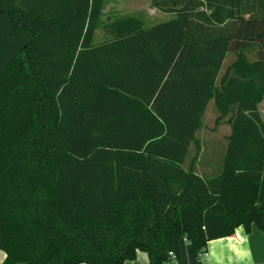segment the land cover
<instances>
[{
  "label": "trees",
  "instance_id": "obj_1",
  "mask_svg": "<svg viewBox=\"0 0 264 264\" xmlns=\"http://www.w3.org/2000/svg\"><path fill=\"white\" fill-rule=\"evenodd\" d=\"M108 4L0 0V264H164L264 231V0H149L170 15L149 26ZM210 101L229 133L200 173Z\"/></svg>",
  "mask_w": 264,
  "mask_h": 264
},
{
  "label": "rangeland",
  "instance_id": "obj_2",
  "mask_svg": "<svg viewBox=\"0 0 264 264\" xmlns=\"http://www.w3.org/2000/svg\"><path fill=\"white\" fill-rule=\"evenodd\" d=\"M106 12L110 15L115 13L131 16L142 17L145 25L149 26L161 21H164L170 17L169 14L160 11H151L149 0H109V4L106 8ZM105 35L98 32L96 39H103ZM233 56L229 55L221 69L217 84L219 85L222 75L227 72V66L232 62ZM258 112L264 125V95L257 104ZM217 112L213 101H210L204 111L203 125L201 129L196 133L197 138L201 142V153L198 155V162L196 164V170L198 172L210 171L219 168V164L215 161L220 150L225 144V137L229 133V126L227 123L222 122L220 124L215 123ZM195 154V148L191 147L190 156ZM210 155V156H209ZM189 158L187 159L185 166L189 165ZM213 160V161H212ZM204 163H208L210 166H205Z\"/></svg>",
  "mask_w": 264,
  "mask_h": 264
},
{
  "label": "crops",
  "instance_id": "obj_3",
  "mask_svg": "<svg viewBox=\"0 0 264 264\" xmlns=\"http://www.w3.org/2000/svg\"><path fill=\"white\" fill-rule=\"evenodd\" d=\"M151 11L158 10L151 8ZM179 248V258L164 264H264V231L252 226L247 232L243 226H238L232 235L208 241L202 259L190 253L189 243L185 239L180 240ZM3 258L4 252L0 250V263ZM125 264L149 262L145 252L137 251L136 257Z\"/></svg>",
  "mask_w": 264,
  "mask_h": 264
},
{
  "label": "built area",
  "instance_id": "obj_4",
  "mask_svg": "<svg viewBox=\"0 0 264 264\" xmlns=\"http://www.w3.org/2000/svg\"><path fill=\"white\" fill-rule=\"evenodd\" d=\"M169 256H170V258L173 259V260L176 259L174 253H172V252H169ZM200 256H201L200 259L204 258L205 253H202V252H201V253H200Z\"/></svg>",
  "mask_w": 264,
  "mask_h": 264
}]
</instances>
